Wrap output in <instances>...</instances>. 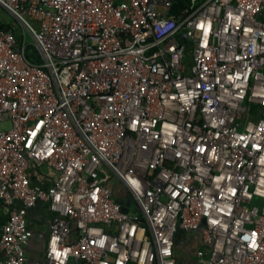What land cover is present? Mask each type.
<instances>
[{"label": "built area", "instance_id": "built-area-1", "mask_svg": "<svg viewBox=\"0 0 264 264\" xmlns=\"http://www.w3.org/2000/svg\"><path fill=\"white\" fill-rule=\"evenodd\" d=\"M0 6V264H264V0Z\"/></svg>", "mask_w": 264, "mask_h": 264}, {"label": "crops", "instance_id": "crops-1", "mask_svg": "<svg viewBox=\"0 0 264 264\" xmlns=\"http://www.w3.org/2000/svg\"><path fill=\"white\" fill-rule=\"evenodd\" d=\"M43 208L44 205L38 206L34 210L30 211L29 214L30 225L32 229L35 230L36 235L34 244H32V249L29 252V256L32 262L40 260L42 249L44 248L49 236V222L51 218L49 219V216L47 217V214H45ZM2 214L4 215L5 219H7L3 211Z\"/></svg>", "mask_w": 264, "mask_h": 264}, {"label": "trees", "instance_id": "trees-1", "mask_svg": "<svg viewBox=\"0 0 264 264\" xmlns=\"http://www.w3.org/2000/svg\"><path fill=\"white\" fill-rule=\"evenodd\" d=\"M189 0H176V7H175V12H179L184 10V8L187 6ZM0 28L4 31L7 30H12L15 34V36L18 39V42L20 45H23L24 43V38H26V36L24 35V32L22 30V28L20 27V25L15 21L14 23H2L0 22ZM28 59L32 62L35 63H41L42 59L37 51V49L35 48V46L33 44H28L27 45V50H26ZM41 206V205H40ZM45 211V214H47V217L49 216V219L51 218V214L46 210V207L43 208ZM48 219V221H49ZM6 222V219L4 217V215L2 214L1 211V207H0V225L4 224ZM1 254H0V260H1ZM79 264V263H77Z\"/></svg>", "mask_w": 264, "mask_h": 264}, {"label": "rangeland", "instance_id": "rangeland-1", "mask_svg": "<svg viewBox=\"0 0 264 264\" xmlns=\"http://www.w3.org/2000/svg\"><path fill=\"white\" fill-rule=\"evenodd\" d=\"M0 22L2 23H14L15 19L12 15H10L3 7L0 6ZM17 22V21H16ZM18 23V22H17ZM19 24V23H18ZM11 129V123L6 122L4 124H0V129Z\"/></svg>", "mask_w": 264, "mask_h": 264}, {"label": "water", "instance_id": "water-1", "mask_svg": "<svg viewBox=\"0 0 264 264\" xmlns=\"http://www.w3.org/2000/svg\"><path fill=\"white\" fill-rule=\"evenodd\" d=\"M125 212H128V210H127V209H125Z\"/></svg>", "mask_w": 264, "mask_h": 264}]
</instances>
